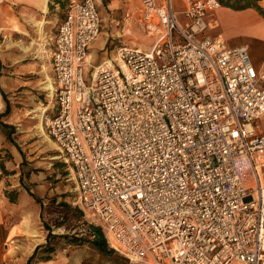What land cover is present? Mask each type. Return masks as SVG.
Listing matches in <instances>:
<instances>
[{
	"label": "built area",
	"instance_id": "2783aa9c",
	"mask_svg": "<svg viewBox=\"0 0 264 264\" xmlns=\"http://www.w3.org/2000/svg\"><path fill=\"white\" fill-rule=\"evenodd\" d=\"M179 1L182 24L170 0H141L151 47L92 67L96 1L70 0L44 129L76 204L131 264H264V72L208 34L218 0Z\"/></svg>",
	"mask_w": 264,
	"mask_h": 264
},
{
	"label": "crops",
	"instance_id": "0c3cea01",
	"mask_svg": "<svg viewBox=\"0 0 264 264\" xmlns=\"http://www.w3.org/2000/svg\"><path fill=\"white\" fill-rule=\"evenodd\" d=\"M95 1L101 17V33L89 47L88 61L92 67L111 58L119 45L133 44L141 47L136 42L135 34L142 31L139 24L142 10L141 0ZM157 1L163 3L164 0ZM170 1L174 11L178 13L177 17L180 15L183 23V16L180 14L183 9L182 3L179 0ZM50 4L51 0H0V30H4L3 36L5 37L12 35L15 37H10L8 46L11 48L7 50L9 57L6 56V58L8 57L12 63H21V66L16 69L18 73L29 71V64L25 62L31 54H36V57L46 60L38 59L37 70L39 71L42 67L40 63L43 64L42 69L46 77L44 83L50 81L53 88L50 58L55 26L59 21V12L62 10L58 5L51 8ZM256 6L264 11V0H226V5L220 4V8L210 19V25L213 28L209 32L210 36L221 39L228 47L246 45L253 66L256 70L264 72V13L259 12ZM101 9L106 12L104 15L102 13V16ZM127 11L131 12V19L125 18ZM177 21L179 22V19ZM37 23H43V39L37 33ZM182 23L179 22V24ZM143 34L146 35L144 32ZM235 35H242L243 39L236 40ZM39 44H43V50H40ZM151 45H145V48H142L148 49ZM53 108H55V101ZM255 130L256 134L264 135V116L255 122ZM261 158L264 159V153ZM24 197L21 196L20 205L23 202L30 203ZM17 209L3 194L0 185V264H12L10 254L12 243L19 242L24 245V241L27 240V252L22 263L26 264L34 249L45 242L30 227V221L17 220L15 217ZM32 221L35 222V218ZM28 233L34 238L33 241L27 238ZM36 264H108V262L88 247H83L71 252L70 256L59 254L51 260Z\"/></svg>",
	"mask_w": 264,
	"mask_h": 264
},
{
	"label": "rangeland",
	"instance_id": "374dc122",
	"mask_svg": "<svg viewBox=\"0 0 264 264\" xmlns=\"http://www.w3.org/2000/svg\"><path fill=\"white\" fill-rule=\"evenodd\" d=\"M100 12L101 16L102 13L103 15L106 13L104 9H101ZM63 13L64 11L59 12V21L55 26L54 34ZM177 19L182 23L180 15ZM3 31L0 30V185L2 192L3 194L17 192L19 200L12 204L18 208L15 217L23 222L25 219L30 221V227L33 231L35 230L37 236L42 237L45 241L43 244L46 243L47 232L43 229L42 220L49 224L55 219L60 220L62 215L60 212L63 211L61 202H65L72 210H75L74 216L69 215L72 221L66 224L67 229L51 225V233L54 235L85 233L86 225L92 221L76 204L75 184L68 165L64 162L53 141L49 140L44 129L43 118L54 112V108L52 109L54 98L52 90L50 91L48 88L49 81L44 83L46 77L42 69L43 64L40 63L42 67L39 71L37 70V61L42 59L36 57V54H31L25 62L29 64H27L30 68L29 71L18 73L16 69L21 66V63H12L11 60H8L9 55H7L9 53L7 50L11 48L8 46L10 39L15 37L14 35L5 37ZM142 31L136 32L135 37L137 44H140L141 48H145V45L150 46L154 40L144 35ZM208 34L210 35V32ZM235 39L241 40L243 36L235 35ZM129 45L134 46L133 44ZM6 56L8 57L6 58ZM83 71L85 77L91 74L90 68L85 67ZM51 110L53 111L51 112ZM40 125L44 132L40 131ZM30 194L42 201V209ZM21 196H25L24 198H27L30 203L23 202L20 205ZM53 198L55 202L51 201ZM34 218L35 222L32 221ZM71 225L74 228H71ZM27 236L29 241L34 240L30 233ZM18 243H12L10 247L12 264H22L27 252V240L24 241V245ZM56 247L59 250L55 256L59 254L70 256L71 252L77 250V248L66 245L63 239L58 240ZM111 264L131 263L116 253Z\"/></svg>",
	"mask_w": 264,
	"mask_h": 264
},
{
	"label": "trees",
	"instance_id": "16d2710c",
	"mask_svg": "<svg viewBox=\"0 0 264 264\" xmlns=\"http://www.w3.org/2000/svg\"><path fill=\"white\" fill-rule=\"evenodd\" d=\"M218 1L221 5H226V0H218ZM69 3H70L69 0H51V4H50L51 8H54L55 5H58L60 10H62L61 12L64 11L61 21L65 17ZM256 9L259 12L264 13V11L257 6ZM7 113H8V106H7ZM4 195L6 196L8 201L12 204H15L16 202H18L17 200H19V198H17V192L14 193L5 192ZM30 196L34 198V201L39 205L40 209H42L43 206L42 201L32 194H30ZM51 201L55 202L54 198ZM61 208L63 211L60 212L62 214L60 220L55 219L51 224L42 220L43 229L47 232L46 243L39 245L34 249L32 255L26 261V264H36L41 261H48L53 259V257L59 250L56 247L59 239H63L66 245L71 246L73 248L79 249L83 247H88L93 252H96L101 257L105 258L108 264H111V261L112 259H114L116 252L108 247L104 235L99 227L93 224H87L85 228L86 232L82 234L73 233L71 235H54L51 233V225L56 228L64 227L67 229L66 224L69 221H72V218L70 219L69 215L70 214L73 215V212H75V210H72L65 202L63 203L61 202ZM78 213L79 215H81L80 212ZM40 217L42 218V214ZM71 228H74V226L71 225ZM40 254H44V256L40 257L39 256Z\"/></svg>",
	"mask_w": 264,
	"mask_h": 264
},
{
	"label": "bare ground",
	"instance_id": "6f19581e",
	"mask_svg": "<svg viewBox=\"0 0 264 264\" xmlns=\"http://www.w3.org/2000/svg\"><path fill=\"white\" fill-rule=\"evenodd\" d=\"M37 30H38V32L37 33H39L40 35V37H41V39H43V36H44V30H43V23H37ZM213 28V27H212ZM39 37V38H40ZM34 44H36V43H34ZM45 44V43H44ZM39 46H40V50H43V44H39ZM30 48V47H29ZM40 53V52H39ZM44 53V52H43ZM44 57V56H43ZM48 88H49V90L51 91L52 90V85H51V82L49 81V83H48ZM0 108H1V103H0ZM39 129H40V131L41 132H44L43 131V128H42V126L40 125L39 126ZM50 140V139H49Z\"/></svg>",
	"mask_w": 264,
	"mask_h": 264
}]
</instances>
